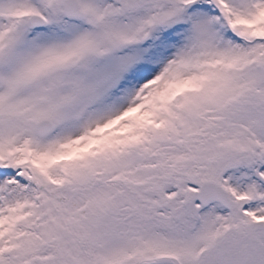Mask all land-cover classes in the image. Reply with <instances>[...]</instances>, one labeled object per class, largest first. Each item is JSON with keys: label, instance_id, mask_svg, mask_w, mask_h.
Instances as JSON below:
<instances>
[{"label": "snow or ice", "instance_id": "obj_1", "mask_svg": "<svg viewBox=\"0 0 264 264\" xmlns=\"http://www.w3.org/2000/svg\"><path fill=\"white\" fill-rule=\"evenodd\" d=\"M0 264H264V0H0Z\"/></svg>", "mask_w": 264, "mask_h": 264}]
</instances>
